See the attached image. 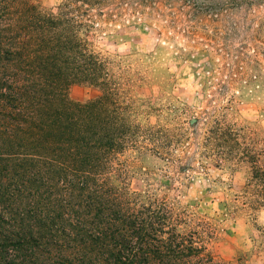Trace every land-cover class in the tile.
<instances>
[{"label":"trees","instance_id":"obj_1","mask_svg":"<svg viewBox=\"0 0 264 264\" xmlns=\"http://www.w3.org/2000/svg\"><path fill=\"white\" fill-rule=\"evenodd\" d=\"M112 1L0 0V264H248L209 252L208 222L185 230L184 210L139 206L116 185L122 157L159 142L137 118L128 70L92 42ZM77 84L101 95L72 102ZM252 163L235 202L251 216L264 208V168Z\"/></svg>","mask_w":264,"mask_h":264},{"label":"rangeland","instance_id":"obj_2","mask_svg":"<svg viewBox=\"0 0 264 264\" xmlns=\"http://www.w3.org/2000/svg\"><path fill=\"white\" fill-rule=\"evenodd\" d=\"M33 1L54 10L66 0ZM112 2L92 42L128 70L137 118L159 142L127 152L116 185L139 206L184 210L185 230L211 224L207 247L218 260L264 264V208L251 216L236 206L253 160L264 168V0ZM100 95L88 84L69 91L75 103Z\"/></svg>","mask_w":264,"mask_h":264}]
</instances>
